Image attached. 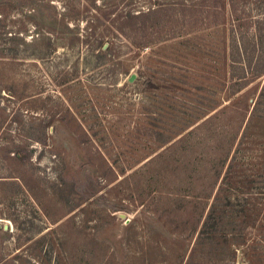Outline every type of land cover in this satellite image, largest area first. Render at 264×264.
<instances>
[{
  "label": "rangeland",
  "instance_id": "obj_1",
  "mask_svg": "<svg viewBox=\"0 0 264 264\" xmlns=\"http://www.w3.org/2000/svg\"><path fill=\"white\" fill-rule=\"evenodd\" d=\"M263 6L0 0L2 27L39 35L0 53V264H264L196 240L236 149L224 195L264 181V73L242 65L264 50L229 49L233 29L250 45Z\"/></svg>",
  "mask_w": 264,
  "mask_h": 264
},
{
  "label": "trees",
  "instance_id": "obj_2",
  "mask_svg": "<svg viewBox=\"0 0 264 264\" xmlns=\"http://www.w3.org/2000/svg\"><path fill=\"white\" fill-rule=\"evenodd\" d=\"M4 1L7 2L9 0H3V2ZM26 2L29 6H34L36 0H26ZM32 11L34 12L33 8L28 12L29 14H24L23 16L28 19L33 18ZM259 11L263 14L264 6L261 7ZM152 13L153 10L149 11V13L140 12L138 15L142 17ZM132 19L133 17L128 14L124 17V21L119 24V27H117L119 33L123 36L125 35L126 29H129L130 20ZM2 21L3 20H0V53L5 57L11 58H17V56L20 55L19 53L22 52V55H26L29 50L28 48L33 47V43L37 41L35 38L39 35H36L35 38L32 36L30 41L27 42L26 37L28 33H32L30 29H27L28 27H25L22 24L20 27H16L14 31L8 32L5 27H2ZM248 23L251 24L250 28L256 33L255 36L251 37L252 42L250 45L246 43L245 39H243V36L245 35L237 33L235 29L231 30L232 38L229 48L231 51V59L234 56L242 59L244 54L246 55L251 51H247L248 46L253 49L259 48L261 49L260 51L264 50V17L253 19V21ZM56 25L55 22H52V28L50 29L56 28ZM33 30L36 31L37 27H33ZM52 33L55 36H58V34L62 35L60 31H53ZM57 39L58 37H56V40ZM144 43L148 44V41L146 40ZM98 44L96 46H98ZM19 45H21V47H18ZM19 48H22V52ZM28 55L34 56L33 51L28 53ZM261 62L263 61L258 59L254 65L255 69L254 67L252 69L249 66L248 71L246 66L242 64L244 67V73H249L251 77H258L263 74L264 64L262 65ZM239 149L234 151L233 156L230 159V164L227 167L223 178V184L221 188L217 190V193L204 216L196 240L198 244L208 242L209 240H222L224 243L232 246L236 251H240L243 247V255L255 258L264 254V228L261 227L264 223V181L258 182L256 187H252L250 184L253 181L250 180L248 175L247 179L244 181L245 183H242L243 186L244 184H248L245 186L247 195H234L235 199L233 200L231 197H228V195H224V192L233 186L231 185V181L236 177V166L239 164L238 161H240ZM251 190L255 192L253 193ZM260 224L261 226H259ZM253 226H255L254 231H246Z\"/></svg>",
  "mask_w": 264,
  "mask_h": 264
},
{
  "label": "water",
  "instance_id": "obj_3",
  "mask_svg": "<svg viewBox=\"0 0 264 264\" xmlns=\"http://www.w3.org/2000/svg\"><path fill=\"white\" fill-rule=\"evenodd\" d=\"M135 79V76L134 75H131L128 79L129 82H133V80Z\"/></svg>",
  "mask_w": 264,
  "mask_h": 264
}]
</instances>
